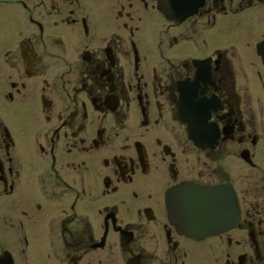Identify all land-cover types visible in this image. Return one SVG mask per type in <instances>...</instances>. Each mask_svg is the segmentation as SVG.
<instances>
[{
    "label": "flooded vegetation",
    "instance_id": "obj_1",
    "mask_svg": "<svg viewBox=\"0 0 264 264\" xmlns=\"http://www.w3.org/2000/svg\"><path fill=\"white\" fill-rule=\"evenodd\" d=\"M259 29L264 0H0V264H264Z\"/></svg>",
    "mask_w": 264,
    "mask_h": 264
},
{
    "label": "water",
    "instance_id": "obj_2",
    "mask_svg": "<svg viewBox=\"0 0 264 264\" xmlns=\"http://www.w3.org/2000/svg\"><path fill=\"white\" fill-rule=\"evenodd\" d=\"M259 53L264 59V41L259 45ZM175 191L177 195L173 197V207L176 208L172 215L173 218H177L180 213L185 216V219H175V221L189 233L197 234L200 231L205 233L213 231V226H210L213 220L210 217L218 208H220L222 214L229 212L230 205L226 204L223 199L217 200L218 195H214L216 193L215 188H200V186L194 184H185L176 188ZM192 193L198 194V197H194ZM220 197L224 198L223 196ZM175 199L181 201V204L177 203ZM201 219H204V221ZM201 222H205L206 226L200 227ZM229 222L228 220H221L222 228L227 227Z\"/></svg>",
    "mask_w": 264,
    "mask_h": 264
},
{
    "label": "rangeland",
    "instance_id": "obj_3",
    "mask_svg": "<svg viewBox=\"0 0 264 264\" xmlns=\"http://www.w3.org/2000/svg\"><path fill=\"white\" fill-rule=\"evenodd\" d=\"M253 31H256L255 35L253 36V32H252V36L251 38L253 37H256L258 36L255 40H259L261 38L264 37V34H262L264 32V30H253ZM246 35H244V31L242 29H240V31H236L232 34V37H230L229 39L231 41H234L238 47V49L240 48V51L242 52V54L245 56V66L248 65L250 68H251V71H253V68H255L256 65H253L252 66V63L250 62V60H252V53H253V49H252V45L250 47H247L248 50H244V46H243V43H242V38H244ZM251 41V40H250ZM248 54L246 55L245 52ZM250 53V55H249ZM257 61V60H256ZM237 65H238V69H237V72H238V76H239V80H240V83H243V84H246V80L247 81H250L252 83V87L254 86V82H255V76L253 74H251V77L249 78H246L248 73H247V70L244 69L242 66H240V63H238L237 61ZM240 69L243 70V72L240 71ZM247 85H250V84H247ZM260 95V94H259ZM255 98L258 97L257 95V92L255 93L254 95Z\"/></svg>",
    "mask_w": 264,
    "mask_h": 264
}]
</instances>
